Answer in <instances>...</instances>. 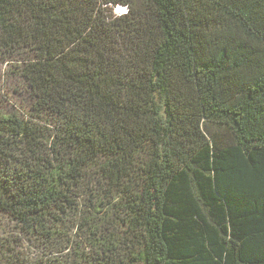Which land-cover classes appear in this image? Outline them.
<instances>
[{"label":"trees","instance_id":"trees-1","mask_svg":"<svg viewBox=\"0 0 264 264\" xmlns=\"http://www.w3.org/2000/svg\"><path fill=\"white\" fill-rule=\"evenodd\" d=\"M2 66L39 264H264V0H0Z\"/></svg>","mask_w":264,"mask_h":264},{"label":"rangeland","instance_id":"rangeland-1","mask_svg":"<svg viewBox=\"0 0 264 264\" xmlns=\"http://www.w3.org/2000/svg\"><path fill=\"white\" fill-rule=\"evenodd\" d=\"M1 68L0 73L4 81L6 66ZM4 87L9 90L10 86ZM42 256L41 246L26 235L15 220L7 214L0 213V264H39Z\"/></svg>","mask_w":264,"mask_h":264},{"label":"built area","instance_id":"built-area-1","mask_svg":"<svg viewBox=\"0 0 264 264\" xmlns=\"http://www.w3.org/2000/svg\"><path fill=\"white\" fill-rule=\"evenodd\" d=\"M115 11L119 14H122L127 12V8H116Z\"/></svg>","mask_w":264,"mask_h":264}]
</instances>
